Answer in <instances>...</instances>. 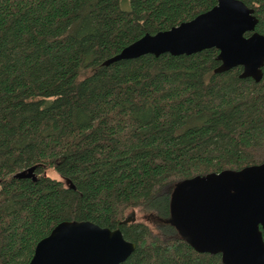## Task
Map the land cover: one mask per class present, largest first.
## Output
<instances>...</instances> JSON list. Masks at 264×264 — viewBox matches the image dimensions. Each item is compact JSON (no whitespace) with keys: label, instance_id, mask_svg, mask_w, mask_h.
Returning <instances> with one entry per match:
<instances>
[{"label":"trees","instance_id":"16d2710c","mask_svg":"<svg viewBox=\"0 0 264 264\" xmlns=\"http://www.w3.org/2000/svg\"><path fill=\"white\" fill-rule=\"evenodd\" d=\"M243 1L264 33V0ZM216 2L0 0V264H27L64 219L120 227L136 245L118 264H224L181 236L171 192L264 161V65L217 72L215 47L103 63Z\"/></svg>","mask_w":264,"mask_h":264},{"label":"water","instance_id":"95a60500","mask_svg":"<svg viewBox=\"0 0 264 264\" xmlns=\"http://www.w3.org/2000/svg\"><path fill=\"white\" fill-rule=\"evenodd\" d=\"M243 0H217L209 9L167 29L146 32L105 58L109 64L145 53L190 54L218 49L221 72L240 65V76L262 78L264 33ZM35 165L14 173L36 178ZM170 220L198 251L220 253L224 264H264V161L180 180L170 197ZM132 209L120 223L134 221ZM120 227L88 220L59 221L40 238L27 264H118L135 248Z\"/></svg>","mask_w":264,"mask_h":264},{"label":"rangeland","instance_id":"374dc122","mask_svg":"<svg viewBox=\"0 0 264 264\" xmlns=\"http://www.w3.org/2000/svg\"><path fill=\"white\" fill-rule=\"evenodd\" d=\"M47 173L50 174L51 176L55 177V178L63 180V182L65 184H67V181L63 177H61L57 172H54L52 170H48ZM142 215H143V213H141V212L136 213V217H140L141 218V217H143Z\"/></svg>","mask_w":264,"mask_h":264}]
</instances>
